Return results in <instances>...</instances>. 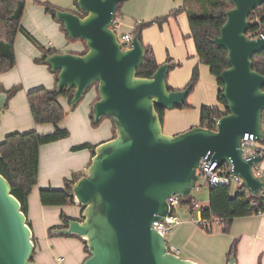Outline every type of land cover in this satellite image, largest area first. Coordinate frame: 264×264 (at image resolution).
Masks as SVG:
<instances>
[{"label": "water", "instance_id": "water-1", "mask_svg": "<svg viewBox=\"0 0 264 264\" xmlns=\"http://www.w3.org/2000/svg\"><path fill=\"white\" fill-rule=\"evenodd\" d=\"M126 1L77 0L81 13L55 9L68 36L87 46L84 54L47 56L51 70L59 71L57 92L73 89L75 107L97 83L94 122L110 118L116 135L96 146L87 173L72 184L75 202L84 206L82 219L52 231L86 241L90 255L83 264H202L171 252L156 223L169 217L170 196L192 198L203 159L212 169L230 165L252 196L264 190V180L253 172L263 156L244 157L241 145L243 138L264 141V74L253 67V56L264 50V30L257 38L248 36L250 15L264 0H230L233 7L212 39L228 52L229 67L220 75L228 113L216 128L197 125L177 134L164 130L158 109L183 108L193 84L171 89L170 62L151 77L137 75L146 56L142 32L124 49L113 27L118 5ZM8 98L0 91V112ZM34 248L27 216L0 173V264H44L31 260ZM228 264H237L235 254Z\"/></svg>", "mask_w": 264, "mask_h": 264}, {"label": "crops", "instance_id": "crops-1", "mask_svg": "<svg viewBox=\"0 0 264 264\" xmlns=\"http://www.w3.org/2000/svg\"><path fill=\"white\" fill-rule=\"evenodd\" d=\"M47 1L59 9L79 12L76 0H26L22 18L23 27L46 47H53L58 52L83 53L87 48L86 43L67 38L61 24L47 13L41 4ZM202 8V0H128L120 9L118 33L133 35L137 23L183 9L162 27L153 24L142 31L143 43L153 47L159 64L170 62L172 66L180 63L179 66L170 68L167 78L168 85L173 89L185 88L190 80L185 83L171 82L169 76L172 71L185 68L188 64L192 72L195 66L199 69L197 88H199L198 92L202 90L201 99L199 101L189 99V104L192 106L190 108L164 110V130L169 134H177L200 125L202 106L223 107L217 99L219 86L216 78L212 74L206 77V70L201 66L203 64L199 60L195 42L191 37L189 13L201 14ZM154 27H158L162 33L160 38L161 43L166 46V53H163L162 46L149 34L150 29ZM40 55L39 48L23 33H19L16 39L17 63L8 72L0 71V91L8 92L16 86L19 87L13 96L8 93L7 106L0 112V143L12 132L37 130L40 134H50L55 130V126L51 123L37 124L28 103L27 94L30 90L37 87L48 89L56 87V76L53 71L48 65L36 62V58ZM98 96L97 88L94 87L73 108L68 97H59L60 103L69 112L61 121L60 127L67 129L70 136L41 147L38 183L29 196L27 215L33 231L36 262L83 264L88 257L82 238L50 232V228L54 226L60 228L63 226L62 214L80 219L81 205L76 202L61 206L43 205L40 191L49 188L63 189L66 187V181L71 180L74 173L86 174L93 153L88 148L72 151L73 146L83 143L98 145L113 138L114 123L110 118L104 117L97 125L93 123V105L98 100ZM261 145L264 148V142H261ZM261 162L259 168L264 170V156ZM176 215L181 219L175 225L177 227L171 230L167 241L184 254L182 258L202 264H228L227 255L233 242L237 241L235 254L237 264H264V213L236 218L229 233L220 230H215L213 233L205 232L194 222V218L199 216L198 213H192L190 207L181 208ZM59 258L63 260L59 261Z\"/></svg>", "mask_w": 264, "mask_h": 264}, {"label": "trees", "instance_id": "trees-1", "mask_svg": "<svg viewBox=\"0 0 264 264\" xmlns=\"http://www.w3.org/2000/svg\"><path fill=\"white\" fill-rule=\"evenodd\" d=\"M41 4L45 7L46 12L51 14L53 18L57 20L55 13V9L57 7L48 1L42 2ZM122 4L123 3H120L118 5L116 18L120 15L119 13ZM25 7L26 0H0V71L2 73L10 71L17 63L16 39L19 33H23L41 51L40 57L36 58L37 63L46 64L51 69V66L46 62V58L48 55L58 52V50L53 47L51 48L42 45L23 27L22 18ZM232 7L233 4L230 0H212V12L210 15L189 13L191 37L195 42L197 55L200 62L207 65L210 68L211 74L215 76L219 86L217 99L218 102L223 105L222 108L209 106L201 107L200 125L204 127L209 126L211 128H216L212 118H221L224 114L228 113L227 102L222 94L224 83L220 78L221 72L225 68L229 67L228 52L214 44L212 39L219 33L220 28L226 20V12ZM78 10V13H81L79 8ZM181 11H183V9L172 11L169 14L150 21L137 23L135 33L137 31L142 32L143 29L150 27L153 24H157L162 27L164 23L169 21L170 18L176 17ZM83 15H85V13ZM250 20L253 23V26L249 32L259 29L264 30V4L256 8L251 13ZM58 22L61 24L62 30L66 34L67 38L69 40H73L65 32L64 24L60 21ZM141 40L143 42L142 35ZM144 46L146 49V56L143 64L138 69L137 75L140 77H151L160 64L156 59L153 47L145 44ZM86 52L87 48L81 54ZM179 65L180 63L172 64L171 68ZM253 67L260 73L264 74V50L253 56ZM53 73L56 76V87L54 89L37 87L28 92L27 98L35 122L37 124H53L55 126L54 132L50 134H40L37 130L12 132L9 133L0 143V173L10 182L12 186V194L20 201L21 209L26 216L28 215L29 196L31 195L35 185L38 183L41 147L43 145L66 139L70 136V132L67 129L60 127L61 121L65 119L68 112L60 103L59 97L66 96L71 101L74 90L64 89L63 92L59 94L57 92V78L59 71H55ZM199 77L200 73L198 66H195L188 85L193 84L194 89ZM92 87H96L98 91V84L96 83L89 87L87 92ZM170 88L172 89V87ZM18 90L19 87L16 86L7 93H9L10 96H13ZM99 98L100 96H98V99ZM190 107L192 106L188 103V101H186L183 108ZM158 111L162 117H164V109L159 108ZM93 123L95 125L98 124L96 122ZM115 135L116 130L114 127L113 137H115ZM96 146L97 145L91 143H83L74 146L73 149L81 150L88 148L94 155ZM81 176H83V173H74L73 178L66 181V187L63 189H42L40 191V198L43 205L61 206L75 204V198L71 193L72 184L75 183ZM193 202V198H191L190 200L181 201V204L190 205L192 213H198V216L204 219L211 220L212 218H219L220 223L217 225L216 229L223 233H229L236 218L264 213V190L254 197L244 188H240L236 191V193L232 194L231 184H215L209 188V202L207 205H201L199 208H196ZM81 209L80 219H82V211L84 209L83 205H81ZM61 219L64 223L61 228H65L67 227L68 221L74 218L62 214ZM199 226L205 229L203 225ZM58 227L60 228V226L50 228V232ZM214 231L209 233H213ZM70 236L79 237L75 234ZM82 240L85 244V250L89 256L90 253L87 248L86 241L84 239ZM236 251L237 241H234L227 255L228 262L231 255L236 254ZM34 254L35 248L31 259L33 261H35Z\"/></svg>", "mask_w": 264, "mask_h": 264}, {"label": "built area", "instance_id": "built-area-1", "mask_svg": "<svg viewBox=\"0 0 264 264\" xmlns=\"http://www.w3.org/2000/svg\"><path fill=\"white\" fill-rule=\"evenodd\" d=\"M118 21H119L118 18H116L114 25H113L114 29L117 32H118ZM262 31L263 30L259 29L253 32H248V36L250 38H257ZM132 39H133V34H128V33L119 34V40L122 43V46L124 49L129 48L131 46ZM212 119L216 126L220 118L213 117ZM263 124H264V118H263ZM208 128H211V127L208 126ZM241 145H242L244 157H251V156H257V155L264 156V148L261 145V142L256 141V139L243 138ZM253 172L255 175L259 176L261 179L264 180V170L258 168L257 165H254ZM197 173H198V180L195 186L193 187V191L199 190L203 186H207L210 188L212 185H215V184H223V185L231 184L232 185L233 183H237L239 184V187L241 186V178L238 177L237 175L230 173V165H228L227 163H225L221 167L217 165L214 169H212V168L207 167V160L203 159L201 161V164L198 168ZM193 203L196 208H199L201 206L199 202L194 201ZM180 204H181V200L177 196L175 195L170 196L171 213L169 217L164 219L163 221H159L156 223L161 233L166 238H167V232L171 231L173 227L177 225L180 221L179 217L175 214L176 207L179 206ZM194 222L197 225H203L205 227V230H207L208 232H212L214 231L216 225L220 223V219L212 218L211 220H207L202 217H199V218L194 219ZM167 244H168V248L170 247L171 249L169 250L173 253H176L173 250L174 246L169 244L168 241H167ZM62 260L63 258H59V261H62Z\"/></svg>", "mask_w": 264, "mask_h": 264}, {"label": "rangeland", "instance_id": "rangeland-1", "mask_svg": "<svg viewBox=\"0 0 264 264\" xmlns=\"http://www.w3.org/2000/svg\"><path fill=\"white\" fill-rule=\"evenodd\" d=\"M211 1L212 0H202L203 8H202L201 15H210L211 14V12H212ZM149 34H150L151 38L155 39L157 41V43L162 46L163 53H166V46H164V43H161L162 42V39L160 38V35L162 33L159 31V28L158 27H154V28L150 29ZM201 66H202L203 70H206V77L207 78H208V75L209 76H212L211 73H210V68L207 65H204L203 64ZM191 73H192V68H190V65L188 64V65L185 66V68L177 69L175 71H172L170 73L169 80L171 82H176V83L177 82H184L185 83V81H189L191 79ZM198 90H199V88H197V84H196L195 87H194V89H193V91L190 94V97L188 98V103H189V99H191L193 101H199V99H201L202 90H200L199 92H198ZM71 108H73V107L71 106ZM73 147H72V151H81V150H83V149H81V150H74ZM261 165H262V162H260L259 164H257V167L259 168V167H261ZM238 188H241V187H239V184L233 183L231 185V192H232V194L236 193V191L238 190ZM192 198H193V201L199 202L200 205H206V204H208V202H209V187L203 186L199 190H194L193 193H192ZM189 207H190V205H187V204L182 205V204H180L179 206L176 207L175 214H178L179 213V210L181 208L182 209L183 208L186 209V208H189ZM179 219H181V218H179ZM194 219H196V218H194ZM176 227L177 226H174L173 229L176 228ZM200 228H202V227H200ZM216 228H217V225L215 227V230H217ZM202 229L205 232H207L204 228H202ZM207 233H209V232H207ZM170 234H171V231H168L167 232V237H169ZM173 250L179 256L184 257V254L182 252L178 251L176 248H174Z\"/></svg>", "mask_w": 264, "mask_h": 264}]
</instances>
